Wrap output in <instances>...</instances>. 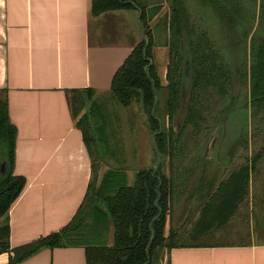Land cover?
Segmentation results:
<instances>
[{"label":"trees","instance_id":"obj_1","mask_svg":"<svg viewBox=\"0 0 264 264\" xmlns=\"http://www.w3.org/2000/svg\"><path fill=\"white\" fill-rule=\"evenodd\" d=\"M192 1L91 0L95 16L139 8L145 37L118 67L109 89L67 90L72 115L91 157L92 176L83 202L67 224L19 246L10 243L9 209L26 179L14 172L17 128L9 115L7 89L0 88V253H9L8 264L44 247L69 245L85 246L87 264H171L169 254L174 247L251 242L255 199L264 198V0L260 5L258 0ZM166 2L169 9L152 25ZM219 24L229 33L225 36L233 50L230 57L218 43ZM159 45L168 46L166 84L155 61L154 49ZM115 102L129 111L126 134L130 138L139 114L147 116L160 157L156 166L136 168L132 181L126 165L109 167L98 175L100 164L111 158L114 149L109 109ZM181 108L185 113L176 128ZM236 111L241 112V126L228 158L186 160L183 153L189 147L184 137L210 135L225 116ZM182 183L191 188L181 199L177 191ZM233 215L243 218L246 239L241 229L236 233L239 240L206 235ZM109 223L114 228L112 242L102 237Z\"/></svg>","mask_w":264,"mask_h":264},{"label":"crops","instance_id":"obj_2","mask_svg":"<svg viewBox=\"0 0 264 264\" xmlns=\"http://www.w3.org/2000/svg\"><path fill=\"white\" fill-rule=\"evenodd\" d=\"M165 5L155 18L166 12ZM91 10V0H0V88L7 89L17 128L14 172L26 179L9 209L11 246L58 231L77 212L92 165L67 90L109 89L135 45L126 34L135 27L141 39L139 8L97 16ZM126 173L132 181L134 172ZM179 186L184 191L186 185ZM236 219L241 220L233 215L206 235L239 240L236 233L244 226ZM106 226L102 237L112 242L113 225ZM250 239L248 244L174 247L171 264H264V239L254 233ZM8 262L9 253L1 252L0 264ZM16 264H87L86 249L44 247Z\"/></svg>","mask_w":264,"mask_h":264},{"label":"rangeland","instance_id":"obj_3","mask_svg":"<svg viewBox=\"0 0 264 264\" xmlns=\"http://www.w3.org/2000/svg\"><path fill=\"white\" fill-rule=\"evenodd\" d=\"M152 2V0H149ZM190 2L192 0H189ZM249 1V0H245ZM194 2V1H192ZM261 0H258V3L260 5ZM167 5V10L169 9V3H165ZM165 5V6H166ZM258 5V9H260V6ZM164 9V7H163ZM166 10V11H167ZM163 11V10H162ZM165 13V12H164ZM162 13V15L164 14ZM159 19V17L154 18V20L151 22L152 25L156 23V21ZM212 26V25H211ZM217 26V25H215ZM135 28V27H133ZM131 29V33H127V37L131 38V40L136 44L140 40H142L143 37H145V28L143 27L141 39H139V36L137 33H133V31H136L135 29ZM137 28V27H136ZM216 28V27H215ZM212 28V29H215ZM226 33V31H225ZM225 33L223 29H221L220 24L217 26V36L219 39L218 43L221 44L222 48H225L224 52L226 55L230 57V55L233 53V50H231L230 45V38L225 36ZM227 34V33H226ZM229 34V33H228ZM227 34V35H228ZM154 55H155V61L157 63L158 72L161 76L162 83L166 84V70L169 62V56H168V46L166 45H159L156 46L154 49ZM190 74V66H189V72ZM187 86H189V82H187ZM103 95V94H101ZM108 95V94H107ZM106 95V96H107ZM108 98V97H107ZM90 104V103H89ZM115 108V109H113ZM110 116L112 121V127L115 128V137H113V134H111V141L112 145L114 146V149L111 150V158L104 160L100 164L99 168V178L104 174V172L109 168L113 166H121L126 165V169L131 171H135L136 168H142V167H151L156 166L157 163L160 161V157L156 154L155 148H154V141L153 136L147 126L146 119L147 116L144 113L139 114V120L136 126V130L134 133V136L131 138L128 134H126V128L128 127V109H125L121 105H119L117 102L110 105ZM185 113V109L181 108L178 112L176 122L179 121L178 126L182 125V117ZM116 116L119 117V120H117ZM181 119V120H180ZM222 125H219L217 129L214 130L210 135L209 133L204 136L203 138L199 137H184L182 140L186 141V148L189 147V150H186L185 154L183 155L186 158V160H191L190 157H214L217 159H225L228 158V152H232L233 150V141L235 140L238 129L241 126V112H232L229 113L227 116L224 117V120L222 122ZM129 137V138H128ZM232 148V149H231ZM192 161V160H191ZM164 167L166 171H169V164L167 162L164 163ZM178 197L181 199L185 197L189 189L191 188L189 185L186 184V187L183 190V186H178ZM264 198L258 197L255 199V201L258 202L257 207L254 209V219L250 221V230H251V236L254 233L255 238L257 240L264 239ZM199 200H197V197L194 199V205L196 206ZM186 204V203H185ZM182 206V205H181ZM184 204L180 211L178 212L177 218H179V215L181 214ZM198 213L195 214L197 216ZM241 219V218H240ZM239 224H242L244 226V220L243 218L241 220L236 219ZM240 221V222H239ZM170 228V224L167 225V229ZM241 228V227H240ZM241 233L244 235L246 234L247 238V231L246 228L240 230ZM114 233V228H113ZM225 237V236H222ZM243 237V238H245ZM216 238H220V236H217Z\"/></svg>","mask_w":264,"mask_h":264},{"label":"water","instance_id":"obj_4","mask_svg":"<svg viewBox=\"0 0 264 264\" xmlns=\"http://www.w3.org/2000/svg\"><path fill=\"white\" fill-rule=\"evenodd\" d=\"M185 70H186V72H187V74H188V72H189V61H188V59L186 60ZM180 120H181V119H180ZM178 123H179V121H177V122L175 123V127H176V128H177V126H178ZM2 167L4 168V165H2Z\"/></svg>","mask_w":264,"mask_h":264}]
</instances>
